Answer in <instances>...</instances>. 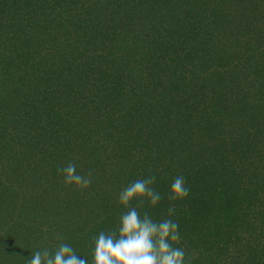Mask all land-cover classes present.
<instances>
[{
  "label": "trees",
  "instance_id": "1",
  "mask_svg": "<svg viewBox=\"0 0 264 264\" xmlns=\"http://www.w3.org/2000/svg\"><path fill=\"white\" fill-rule=\"evenodd\" d=\"M2 1L0 14L5 17L2 6L7 7L10 0ZM59 1L40 0L36 10L33 3L30 9L38 12V22L13 10L6 14L7 25L14 29L9 39L15 47L13 53L9 44L4 61L0 59V174H4L0 188L12 193L15 181L25 179L30 184L29 170L20 172L23 165L51 161L58 168L75 159L82 142L80 125L99 116L95 115L99 108L106 118L118 114L113 134L123 140L126 137L118 130L123 134L133 130L134 122L143 121L139 115L154 119L169 113L176 119H171L176 136L164 141L169 133L165 122L150 134L156 148L171 152L169 160L186 152L178 161V172L167 174L171 183L182 174L190 190L186 198L174 201L176 211L170 217L179 224L181 241L190 246L215 242L220 247L235 246L242 239L256 241L253 227L246 230V237L224 238L235 212L243 223L256 202L264 206L259 197L264 179V20L247 5L250 0H102L101 10L90 0H70V8L83 10L61 12L63 16L55 12L46 23V9L51 13ZM117 11L122 16L115 19ZM65 36H71L73 46L62 45ZM28 42L35 51L42 49L41 61L34 63L36 70L30 74L27 61L22 60L32 59ZM61 46L66 50H57ZM74 51L78 54L67 61ZM19 58L21 75L11 69ZM191 78H196V84H191L186 96L178 84L185 83L188 89ZM198 84L204 91H199ZM245 96L253 98L256 108L247 104ZM144 97H148L145 105ZM85 100L89 110L85 112L92 118L80 114ZM249 109L256 112L255 117ZM213 111L217 118L221 114L235 120L233 126L238 125L239 132L233 134L234 141L218 140L219 132L213 137L207 133L223 122L213 120ZM124 116L131 121L128 130ZM259 116L261 120L255 121ZM147 127L152 128L148 123ZM204 137L207 142L202 141ZM155 175L160 182L153 187L161 193V201L150 206L145 200L136 207L141 215V209L149 207L168 218L171 200L164 192L170 181L164 180L166 173ZM1 181L9 183L2 186ZM37 197L35 193L29 199ZM254 248L253 244L246 247L244 264Z\"/></svg>",
  "mask_w": 264,
  "mask_h": 264
},
{
  "label": "rangeland",
  "instance_id": "2",
  "mask_svg": "<svg viewBox=\"0 0 264 264\" xmlns=\"http://www.w3.org/2000/svg\"><path fill=\"white\" fill-rule=\"evenodd\" d=\"M25 1L30 4L25 5L21 0H10L6 5L7 7L4 8L2 6V9H5V17L0 14V46L2 47V45H4L5 47H2L0 51V59L3 61L4 52L9 50V44L13 49L12 52L15 47L14 42L9 39V35L14 29L7 25L9 17L6 14L8 11L13 10L16 15L26 16L30 21H37L39 17L38 12L31 10L30 6L33 3H36L33 7L39 5L40 0ZM2 2H4V0ZM69 2L70 0H60L59 3L53 7L51 13L50 10L46 9V23L49 22V19L53 17L55 12H59L61 16H63L61 12L64 13V15L71 9L73 12L74 8L69 7ZM90 2H94L95 4L93 7L99 10L102 8L100 5L104 3L102 0H90ZM247 5L250 8H255L257 12H255L256 14L254 15H261V19L264 20V0H250ZM81 8L75 9L74 12H81V10H83ZM34 10H36V7ZM119 16H122V14L117 11L114 14V18L117 19ZM141 35L142 34H140V36ZM70 38L71 36L63 37L62 45L70 44L73 46V42ZM28 46L30 47L29 51L31 52L30 55H32V59L22 57V60L24 62L27 61L28 66L26 69L29 70L30 74V72L34 73L36 70L34 63L41 61L42 49L38 52L35 51L37 48L33 46L32 42H28ZM51 48L53 49L55 47L51 46ZM64 49L65 48L61 46L60 49L58 48L57 50ZM53 53V51H50L48 54ZM77 54L78 52L74 51L73 55H69L67 61L71 60V58L75 57ZM51 56L47 57V62L51 59ZM19 60L20 58L17 61L18 64H13L12 67H10L14 71L16 69L17 74L21 75L24 72L19 65L23 67V61ZM186 75L188 76V74ZM191 79L187 83L189 84L188 89L184 86L185 83L180 82L178 84L180 89H185L186 93L184 92L183 94L186 96L187 90L190 91L191 84H196V78ZM63 83L66 86V81ZM200 89L204 91V88L202 89L201 86H199V91ZM229 95H231V93ZM147 98L148 97L144 99V105L146 101L148 103ZM244 100L248 102L247 104H251L254 101L250 96H245ZM84 102L85 110L80 114L92 118V116L86 113L89 110L85 107L87 106L86 100ZM222 103H225V101ZM251 107L256 108L254 104H251ZM130 110V107H128L129 112ZM249 110L255 117L256 112L253 109ZM213 114L214 121L220 119L223 122L215 123L216 129L207 133H211V137H213L219 132L220 137H217L218 140L226 141L231 139V141H234L236 136L233 134L239 132V126H233L235 120L227 119V115L222 116L221 114H219L217 118L214 111ZM95 115L99 116H94L92 120L89 119L91 122L88 125L81 123L79 131L82 141L81 147L79 151H77L78 153L75 154V159L69 161L76 165V171L79 174L87 175L88 172L91 171L92 182L89 187L86 189H79L75 185L66 186L63 183V176L57 173V168L54 165H51L54 164V162L50 161L48 163L45 161V163L33 162L29 166H24L22 164L23 167L20 169V172L24 171L25 168L29 170L27 174L28 177H30V184L22 181H25V179L17 180L21 183L15 181L14 192L12 193L8 189H5L9 191L7 193L3 188H0V264H26V260L31 257L32 252L43 248L54 251L60 243H68V241L79 256L83 258H87L88 256L89 264H91L90 254L94 246L92 238L97 236L101 231L107 232L113 230L117 225L118 217L127 211L125 207L117 203L119 191L130 182L141 179L138 178L140 176L146 178L149 175L162 173H164V175L166 173L167 175L170 172H178V167H180L178 166V161L180 162V160H182V155H185L186 152L182 151L180 155H177V159L175 156L169 160L171 152H162L164 151L163 146L156 148L155 142L152 140L150 134L155 131L156 127H159L158 125L165 122L166 125L164 128H167L169 133L165 136L164 141L171 140L172 137L176 136L171 120L173 118L176 121V119L172 114L166 113L164 117H161L159 113V117L157 116V118L154 119H148V117H146L147 114H144V117L139 115V118H143V121L139 119V121L134 122L132 120L135 123L133 130H128V128L131 127V121H128L130 119L124 116L126 123L125 127L128 133L123 134L120 130H118V133L119 135L121 133V135L125 136V140L113 134L115 131L114 126L116 123L118 124L116 119L118 114L117 116L114 115L113 117L109 116L111 118H106L107 115L105 112L103 113V109L99 108L98 114ZM261 117L262 116L257 117L255 121L261 120ZM131 119L133 118L131 117ZM147 123L148 126L150 125L152 128L147 127ZM151 129L152 131H150ZM108 131H110V133ZM179 132H181V129L178 130V133ZM229 132L232 134L231 137L228 135ZM195 137L194 135V138H192L193 141ZM204 139L202 140L203 142L208 141V138L204 137ZM157 152H159L158 157H156ZM178 156L181 157L179 158ZM257 159L259 158L254 159L255 166H259ZM3 175L2 173L0 174V180H4ZM168 175L167 177L164 176V180L167 179L170 181ZM171 181L168 182V184L166 183L167 189L164 194L167 196L169 195ZM158 182H160V179L157 176L155 184ZM1 183L2 186H4L9 182L1 181ZM34 192L37 194V198H40L34 200L39 203L33 204L34 200L32 201V199H29V196L32 197V194H35ZM259 197L264 199V179L262 181V187L260 188ZM136 203L137 205L135 206L141 207L139 201ZM175 203L171 201L170 205L175 206ZM184 204H186V202H184ZM263 208L264 206H260L258 202H256L252 209L253 212L251 213L250 211L249 215L245 216L244 219H246V221L243 223L242 216L238 215L240 213L233 212L234 215H232L230 219L231 226L229 229L226 226L224 227L225 230L228 229L226 231H229V234L224 235V238L229 235L233 237L234 234L240 237H246L249 234L246 230H250L253 227L257 230L253 235V239L256 238L254 242H246L245 239H242V241L237 242L235 246L234 244H228L220 247L215 242L211 245L210 243L206 244V246L202 245V242L199 244L194 243V245L192 244L193 246H190V244L188 245L187 241L183 239V241L180 240V242L175 245L185 250L186 258L194 257L192 260H196L200 255L204 258L206 257L205 261L198 258V262L195 264H200V262L204 264L205 262L206 264H244L243 262H246V247L253 244L255 245L254 255L251 254L252 256L249 258L247 264H264V217L260 218L258 215L259 211ZM141 211L143 213L147 211L154 220L159 221L160 219H165L164 213L158 215L157 210L151 212L149 207L143 208ZM236 216H239V218ZM223 224L224 222L221 223V225ZM245 224L247 229H245ZM259 230H261L260 233L258 232ZM58 236L62 239H57ZM249 261H251V263Z\"/></svg>",
  "mask_w": 264,
  "mask_h": 264
},
{
  "label": "clouds",
  "instance_id": "3",
  "mask_svg": "<svg viewBox=\"0 0 264 264\" xmlns=\"http://www.w3.org/2000/svg\"><path fill=\"white\" fill-rule=\"evenodd\" d=\"M57 173L63 176L66 186L86 189L92 182L91 171L87 175L79 174L73 162L58 167ZM155 181V175H149L130 182L119 191L117 203L127 211L118 217L113 230L101 231L92 238L91 264H191L194 257L186 258L185 250L174 246L181 240L179 224L170 218L175 215L174 205L167 209L168 218L159 221L147 211L141 215L138 207L132 206L134 199L141 206L145 200L150 206L161 201V193L153 187ZM189 191L185 177L177 175L170 185L168 199H184ZM57 239L62 238L58 236ZM26 264H89V258L79 256L70 244L60 243L54 251L43 248L32 252Z\"/></svg>",
  "mask_w": 264,
  "mask_h": 264
}]
</instances>
